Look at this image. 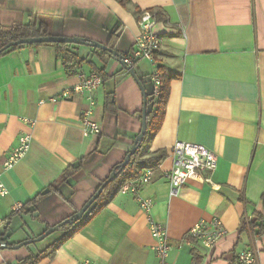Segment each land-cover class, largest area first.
Listing matches in <instances>:
<instances>
[{"label":"crops","instance_id":"obj_1","mask_svg":"<svg viewBox=\"0 0 264 264\" xmlns=\"http://www.w3.org/2000/svg\"><path fill=\"white\" fill-rule=\"evenodd\" d=\"M127 2L123 7L117 0H0V25L9 29L28 23L29 16L51 17L52 36L84 38L129 56L139 18L159 12L163 20H156L154 31L161 48L155 65L141 60L133 66L146 95L154 92L153 76L162 84L169 81L162 124L136 168L141 175L142 161L157 153L164 157L149 167L153 177L139 186L140 196L153 201L151 216L166 228L169 264H195L193 257L199 264H234L248 249L257 264H264V233L257 237L240 229L253 215L264 218V0ZM76 47L80 65L71 73L51 46L23 47L0 57V176L8 191L0 199V242L8 246L34 241L76 214L123 162L140 132L143 95L137 81L119 60ZM79 71L102 79L90 114L100 125L99 136L84 135L89 104L73 89L80 84ZM111 94L116 112L104 108ZM23 135L31 138L29 151L4 171ZM176 142L201 145L216 156V170L202 176L212 185L199 176L171 195L164 175L172 168ZM71 167L79 168L64 177ZM213 220L228 235L208 251L188 232L197 222ZM149 232L134 196L117 193L91 222L36 264H158ZM59 233L48 238V247L62 237ZM48 247L0 250V264H19Z\"/></svg>","mask_w":264,"mask_h":264},{"label":"built area","instance_id":"obj_2","mask_svg":"<svg viewBox=\"0 0 264 264\" xmlns=\"http://www.w3.org/2000/svg\"><path fill=\"white\" fill-rule=\"evenodd\" d=\"M156 19L153 14L148 12L144 13L137 21L139 34L134 42L131 54L125 56L122 62L125 66L133 68L134 64L141 60L149 61L155 65V56L161 48V39L154 31L156 26ZM77 77L80 84L74 89L75 93L85 94L89 109L83 114V129L85 136H99L101 134L100 125L91 120L92 107L95 105L92 94L101 86L102 79L98 74L84 75L79 71ZM154 86V98L160 95L161 81L157 75L151 78ZM68 93H63L62 97L66 98ZM52 99L51 102H55ZM30 136H20L17 146L9 154L7 160L3 165L4 171H9L23 158L29 151ZM172 168L169 172L165 173L164 179L168 182L171 188V195H176L178 190L187 185L194 178L203 175H211L216 170L217 158L216 156L198 144H189L183 142H176L172 147ZM153 177V170L146 168L143 173L134 181L126 182L119 190V194H131L137 201L140 210L145 214L147 224L151 236L155 240L153 251L158 259V264H169L168 257L171 252V247L168 244V236L166 228L158 222H154L151 211L153 208V201L144 199L140 196L139 186L146 185L151 182ZM202 182L211 184L210 178H202ZM8 191L1 180L0 176V199L7 195ZM22 205L15 204L14 209H21ZM3 224L0 218V226ZM228 231L224 225L218 221L211 222H197V224L188 232V237L205 250L211 251L215 246L225 239ZM83 264H91L89 261H84ZM234 264H257L255 253L252 250H245L237 256Z\"/></svg>","mask_w":264,"mask_h":264},{"label":"trees","instance_id":"obj_3","mask_svg":"<svg viewBox=\"0 0 264 264\" xmlns=\"http://www.w3.org/2000/svg\"><path fill=\"white\" fill-rule=\"evenodd\" d=\"M117 1L123 7H125L128 3L127 0ZM152 14L155 16V19L157 21L163 20L162 15L159 12L152 11ZM51 24V17L34 15L29 16L28 23L15 24L9 29H5L0 25V50H2L7 44L11 42H16L21 39L52 36L50 33ZM116 37V34L113 35L111 46L114 45ZM39 46H51L55 48L57 58L61 60L63 67L68 73H71L74 68L80 65V61L77 60V56L74 52L77 48L75 45L44 44L33 46H18L5 50L0 54V57L5 56L11 52L17 51L23 47ZM99 54L103 58H113L112 55L108 52H99ZM120 56L123 58L125 57L123 55ZM167 84H169V81L163 82V84L161 82L160 95L157 98H154L153 94L146 95V133L136 153L130 159V163L128 164V166L123 171L118 173L116 180H114L112 183H110L107 187L104 188L98 199L87 210V212L84 214L80 221H77V223H75L73 226L65 225L58 230V232H61L63 234L59 240L55 241L52 245L48 247L45 252L41 253L39 256H30L26 260L19 262V264H36L37 262L39 263L41 259L52 256L57 251V249H59L67 240L72 237V235L78 233V231L82 229V227L91 222V220L103 209V207H105L113 199V197H115L116 194L119 193L120 188L127 181H133L140 176L141 170H138L136 168V165L138 164L137 161L141 157L142 152L147 148L148 144L159 131V128L162 124L165 106L168 100L169 93ZM104 101V108L106 111L116 112L113 94L108 95L106 97V100ZM163 157L164 155L162 153L151 155L149 159L142 161L141 166H143L144 168L152 167L154 164L161 161ZM77 168L79 167H71L70 169L65 171L64 177L70 175L73 171H75V169L77 170ZM115 169L117 172L116 166L113 170ZM240 229L241 233H244L248 229H250L257 237H260V235L264 233V218L258 214L253 215L251 219L242 221ZM193 261L195 264H199V259L197 257H193Z\"/></svg>","mask_w":264,"mask_h":264},{"label":"water","instance_id":"obj_4","mask_svg":"<svg viewBox=\"0 0 264 264\" xmlns=\"http://www.w3.org/2000/svg\"><path fill=\"white\" fill-rule=\"evenodd\" d=\"M44 44H65V45H75V46H83V47L86 46V47H90L96 50L98 49L101 52H108L109 54L112 55L113 59L120 61V63L125 67V70L129 72V74L137 81L138 86L141 85V83L138 82L135 76L133 68H129L123 64L122 62L123 57H121L120 54H118L115 50H112L106 46L97 44L95 42L84 40V38L79 39V38H65V37L50 36V37L21 39L16 42H11L7 44L2 50H0V54L4 52L5 50L12 48V47L44 45ZM140 88H141L142 95H143V107H142V111L140 112L141 113L140 132L138 136L134 139L133 145L130 151L128 152V154L126 155L125 159L123 160V162L119 164L118 166H116L117 172H116V169L112 170L109 177L106 180H104V182H102V184L100 185L98 190L95 192V194H93V196L88 200V202L82 208H80V210L76 214H74L72 217L64 220L63 222L59 223L58 225L54 227L49 228L42 236H39V238H37L34 241H26V242H23L21 244H18L12 247L8 246L6 243L0 242V250H4V249L18 250L22 247L30 245L31 243L42 241L43 239L47 238V236H50L51 234L58 232V230L65 225L73 226L75 223H77V221H80L82 219V217L87 212V210L98 199V197L100 196L104 188L107 187L114 180H116L118 173L123 171L130 163V159L136 153L146 133V113H145L146 106H147L146 94L143 90V87L140 86Z\"/></svg>","mask_w":264,"mask_h":264},{"label":"rangeland","instance_id":"obj_5","mask_svg":"<svg viewBox=\"0 0 264 264\" xmlns=\"http://www.w3.org/2000/svg\"><path fill=\"white\" fill-rule=\"evenodd\" d=\"M55 234H60L59 232L53 233L50 236H47V238L43 239L42 241L36 242L32 245H27L25 246L26 248H30L31 246H35L39 251L44 250L48 247L49 245V240L48 238H51L52 236H55ZM42 236V235H41ZM23 248V247H22Z\"/></svg>","mask_w":264,"mask_h":264}]
</instances>
